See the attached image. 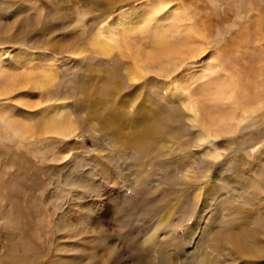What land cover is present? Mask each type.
<instances>
[{"label":"rangeland","instance_id":"rangeland-1","mask_svg":"<svg viewBox=\"0 0 264 264\" xmlns=\"http://www.w3.org/2000/svg\"><path fill=\"white\" fill-rule=\"evenodd\" d=\"M0 264H264V0H0Z\"/></svg>","mask_w":264,"mask_h":264},{"label":"bare ground","instance_id":"bare-ground-1","mask_svg":"<svg viewBox=\"0 0 264 264\" xmlns=\"http://www.w3.org/2000/svg\"><path fill=\"white\" fill-rule=\"evenodd\" d=\"M142 13V9H137V11H135V12H133V14H132V18H134V17H136L137 18V16H138V14H141ZM137 15V16H136ZM139 17H143L142 15L141 16H139ZM131 18V19H132ZM130 19V22L131 21H133V20H131ZM119 21V20H118ZM134 22V21H133ZM189 91V90H188ZM190 107H191V109L194 111V115H195V118L197 119V117H198V109H197V106L195 105V104H192V105H190ZM195 119V120H196ZM212 121V119L211 120H209V124H210V122ZM68 120H65L63 123L64 124H62V127L63 128H65V130L67 131V129H68ZM206 125H207V127L205 126V128H207V132H209V133H211V128L208 126V124L206 123ZM211 125V124H210ZM157 164L158 163H161V162H156ZM240 239V238H239ZM241 240L240 241H235V246H236V248L238 249V251L239 252H241V254H242V256H249V257H251L252 255H257L256 253H254V250H252V249H250V247L249 246H247V245H245V244H243L244 242H241ZM260 251V250H259ZM261 253V252H260Z\"/></svg>","mask_w":264,"mask_h":264}]
</instances>
